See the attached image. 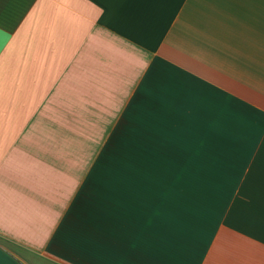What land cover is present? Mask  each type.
<instances>
[{"label":"crops","instance_id":"crops-1","mask_svg":"<svg viewBox=\"0 0 264 264\" xmlns=\"http://www.w3.org/2000/svg\"><path fill=\"white\" fill-rule=\"evenodd\" d=\"M0 264H264V0H0Z\"/></svg>","mask_w":264,"mask_h":264},{"label":"rangeland","instance_id":"rangeland-1","mask_svg":"<svg viewBox=\"0 0 264 264\" xmlns=\"http://www.w3.org/2000/svg\"><path fill=\"white\" fill-rule=\"evenodd\" d=\"M166 122V121H164ZM161 126L156 127L157 129V136L149 135V139L146 138L145 141L143 140V135H139V141H138V147L141 145H144V148L146 150L143 152V155L145 153L150 155L149 156V165H153L155 174H153V181L156 183H166V161L161 159L160 157L154 158L152 160L151 154L152 152L155 154L160 153L161 151H164L166 149V142L163 139V134L162 132L166 130V123H161ZM93 127V126H92ZM162 131V132H161ZM142 154V153H141ZM134 162H138V165H146L148 158L147 157H139L135 158L133 157ZM140 162V163H139ZM105 164H113V161L110 158H107V161ZM150 180V179H149Z\"/></svg>","mask_w":264,"mask_h":264}]
</instances>
